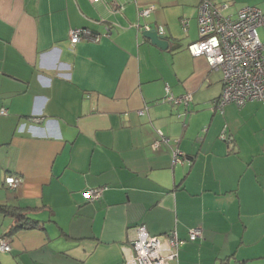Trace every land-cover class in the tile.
I'll use <instances>...</instances> for the list:
<instances>
[{"label": "crops", "instance_id": "0c3cea01", "mask_svg": "<svg viewBox=\"0 0 264 264\" xmlns=\"http://www.w3.org/2000/svg\"><path fill=\"white\" fill-rule=\"evenodd\" d=\"M118 1L0 0V204L40 221L7 234L15 218L0 210V264H125L142 223L185 240L174 264H264V100L211 104L223 70L188 49L201 0ZM147 4L140 22L162 25L166 48L131 25ZM245 5L264 12L231 11ZM81 27L102 36L73 43ZM167 84L192 102L164 100Z\"/></svg>", "mask_w": 264, "mask_h": 264}, {"label": "built area", "instance_id": "2783aa9c", "mask_svg": "<svg viewBox=\"0 0 264 264\" xmlns=\"http://www.w3.org/2000/svg\"><path fill=\"white\" fill-rule=\"evenodd\" d=\"M115 11L124 8V2L114 0ZM236 0H201L198 6L199 39L188 44L193 55H204L212 68L223 70V90L211 101L213 107L223 110L228 102L239 106L251 99L264 100V12L257 6L245 5L237 12L231 11ZM155 10L154 4L138 8V20L132 22L137 30L156 28L162 35L165 29L162 25L152 27L140 22L143 17H149ZM184 26L187 20L183 19ZM109 34L107 28L106 33ZM102 34L87 27L70 30V39L76 43L82 39L99 40ZM164 100L173 103L189 105L193 100L191 92L176 95L167 84ZM161 132V131H159ZM221 138L232 140L233 135L225 127ZM166 136L161 133L153 147L157 148ZM176 159H182L185 153L180 149L174 152ZM183 161V160H181ZM20 176L8 174L5 182L10 187H17ZM104 187L88 189L89 200L102 196ZM202 235L200 227L189 231V238L194 240ZM130 253L125 255V264H174L178 261L180 248L185 242L176 232L168 235L151 234L145 224H137L128 229ZM0 250H11V243L6 237H0Z\"/></svg>", "mask_w": 264, "mask_h": 264}, {"label": "trees", "instance_id": "16d2710c", "mask_svg": "<svg viewBox=\"0 0 264 264\" xmlns=\"http://www.w3.org/2000/svg\"><path fill=\"white\" fill-rule=\"evenodd\" d=\"M0 210L10 212L14 216V223L11 225L7 234L13 233L22 228H33L39 224V220L30 216L22 207L4 203L0 204Z\"/></svg>", "mask_w": 264, "mask_h": 264}, {"label": "water", "instance_id": "95a60500", "mask_svg": "<svg viewBox=\"0 0 264 264\" xmlns=\"http://www.w3.org/2000/svg\"><path fill=\"white\" fill-rule=\"evenodd\" d=\"M143 34L151 39V41L162 48L168 47L169 41L156 29L143 30Z\"/></svg>", "mask_w": 264, "mask_h": 264}, {"label": "rangeland", "instance_id": "374dc122", "mask_svg": "<svg viewBox=\"0 0 264 264\" xmlns=\"http://www.w3.org/2000/svg\"><path fill=\"white\" fill-rule=\"evenodd\" d=\"M260 31H261V29H260Z\"/></svg>", "mask_w": 264, "mask_h": 264}, {"label": "clouds", "instance_id": "9594fccd", "mask_svg": "<svg viewBox=\"0 0 264 264\" xmlns=\"http://www.w3.org/2000/svg\"><path fill=\"white\" fill-rule=\"evenodd\" d=\"M164 36V35H163Z\"/></svg>", "mask_w": 264, "mask_h": 264}]
</instances>
